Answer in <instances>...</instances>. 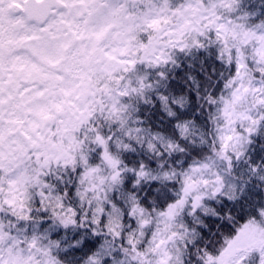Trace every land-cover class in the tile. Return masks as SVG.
<instances>
[{"label": "snow or ice", "instance_id": "snow-or-ice-1", "mask_svg": "<svg viewBox=\"0 0 264 264\" xmlns=\"http://www.w3.org/2000/svg\"><path fill=\"white\" fill-rule=\"evenodd\" d=\"M0 264H264V0H0Z\"/></svg>", "mask_w": 264, "mask_h": 264}]
</instances>
